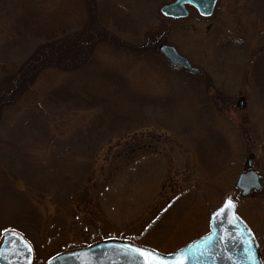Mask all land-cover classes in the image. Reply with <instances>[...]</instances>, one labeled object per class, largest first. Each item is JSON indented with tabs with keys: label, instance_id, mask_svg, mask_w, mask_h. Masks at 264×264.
Masks as SVG:
<instances>
[{
	"label": "rangeland",
	"instance_id": "374dc122",
	"mask_svg": "<svg viewBox=\"0 0 264 264\" xmlns=\"http://www.w3.org/2000/svg\"><path fill=\"white\" fill-rule=\"evenodd\" d=\"M169 1L92 0L109 37L149 50L102 42L90 62L44 67L0 107V242L21 234L32 264L101 239L171 252L208 231L229 193L264 263V0H218L206 18L188 7L183 19L160 14ZM88 10L0 0V92L44 48L66 60ZM160 44L200 72L170 66ZM249 157L262 187L241 197Z\"/></svg>",
	"mask_w": 264,
	"mask_h": 264
},
{
	"label": "water",
	"instance_id": "95a60500",
	"mask_svg": "<svg viewBox=\"0 0 264 264\" xmlns=\"http://www.w3.org/2000/svg\"><path fill=\"white\" fill-rule=\"evenodd\" d=\"M215 3L216 0H173L161 5L159 11L166 17L183 18L188 15L186 5H190L201 16H209ZM157 50L171 66L188 73L199 72L173 45L160 44ZM252 163V157H249L245 170L234 183L241 197L261 189L259 175L252 168ZM229 203L230 207L221 213L220 210ZM236 205L232 194H227L210 213L209 231L169 253L128 240L104 239L84 248L57 254L46 264H144V258L133 251L135 248L148 250L165 264H175L178 255L183 264H262L255 237L236 213ZM29 249L30 245L19 233L5 231L0 243V264H32V249Z\"/></svg>",
	"mask_w": 264,
	"mask_h": 264
},
{
	"label": "trees",
	"instance_id": "16d2710c",
	"mask_svg": "<svg viewBox=\"0 0 264 264\" xmlns=\"http://www.w3.org/2000/svg\"><path fill=\"white\" fill-rule=\"evenodd\" d=\"M87 3L89 5V10H88L89 13L86 22L82 24V28L79 31L80 33L81 31H83L81 33V36L79 35L77 41H75L74 39L71 40L72 42H69L68 44L64 43L65 47L61 49L64 50L63 52H68V51H72L71 49L74 48L73 53L70 54V56H66L65 55L66 53L58 51V53L62 54V56L63 55L66 56L67 58L64 61L62 60L57 63L54 61V59H51V56L46 57L47 59L45 58V56H47L50 50V46L48 47V49L47 48L42 49L44 51L43 54L40 51V54L38 53L37 56H34L33 62H30L32 58L28 62L30 63L29 65H27L29 67V71L27 72L28 77L27 78L23 77V79L16 82V84H14L12 88L0 92V107L6 102L5 100L10 102L13 98L12 96H14V94L17 91L20 90L19 93H21V91L25 89V87L31 85L37 73L44 67L52 66V65L55 66L60 65L62 67V70H68V69H77L82 64H86L90 62L91 60H93L92 59L93 47L102 42H106L112 45L114 44L115 47L125 48L126 50H130V51L137 50L139 52L145 53L146 51L149 50L148 49L149 46L148 44H146L149 43L148 42L149 40H146V43L143 46L131 48L129 46H125L122 43L118 42V40H115V37H109V34L111 33L104 32V29L101 28V23H104V19L100 15L99 8L92 2V0H87ZM62 62L63 64H61Z\"/></svg>",
	"mask_w": 264,
	"mask_h": 264
},
{
	"label": "snow or ice",
	"instance_id": "6c2138e0",
	"mask_svg": "<svg viewBox=\"0 0 264 264\" xmlns=\"http://www.w3.org/2000/svg\"><path fill=\"white\" fill-rule=\"evenodd\" d=\"M191 2V0H190ZM230 207V203L226 204L221 210L220 212L222 213L223 211L226 210V208ZM29 251H31V249H29ZM133 251H135L136 253H138L142 258H144V264H165V262L156 257L153 253L149 252L146 249H139V248H135L133 249ZM251 258V257H250ZM175 264H183V261L179 258H177V261L175 262Z\"/></svg>",
	"mask_w": 264,
	"mask_h": 264
},
{
	"label": "flooded vegetation",
	"instance_id": "af4514ba",
	"mask_svg": "<svg viewBox=\"0 0 264 264\" xmlns=\"http://www.w3.org/2000/svg\"><path fill=\"white\" fill-rule=\"evenodd\" d=\"M241 102H243V98L242 97L240 98L238 104L241 103Z\"/></svg>",
	"mask_w": 264,
	"mask_h": 264
}]
</instances>
